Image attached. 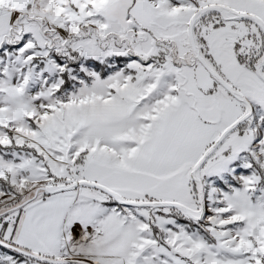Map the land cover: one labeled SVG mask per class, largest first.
<instances>
[{"label":"snow or ice","instance_id":"obj_1","mask_svg":"<svg viewBox=\"0 0 264 264\" xmlns=\"http://www.w3.org/2000/svg\"><path fill=\"white\" fill-rule=\"evenodd\" d=\"M0 264H264V0H0Z\"/></svg>","mask_w":264,"mask_h":264}]
</instances>
